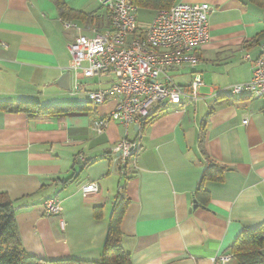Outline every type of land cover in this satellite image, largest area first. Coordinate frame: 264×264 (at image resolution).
Returning <instances> with one entry per match:
<instances>
[{"label":"crops","instance_id":"1","mask_svg":"<svg viewBox=\"0 0 264 264\" xmlns=\"http://www.w3.org/2000/svg\"><path fill=\"white\" fill-rule=\"evenodd\" d=\"M64 2L81 15L67 20L77 31L63 28L50 0H0V102L74 107L41 120L0 111V193L13 204L24 251L46 261H99L114 205L123 199L120 244L131 264H213L228 255L242 231L264 223V97L231 93L250 79L252 60L264 56V34L256 40L264 33V7L252 0H176L213 8L197 66L173 78L187 89L198 74L199 99L181 97L180 105L160 107L126 132L110 122L96 134L92 122L117 99L94 105L90 94L108 89L114 77L86 79L73 69L68 46L78 34L103 32L105 10L99 0ZM142 23L140 32L149 26ZM122 140L139 144L127 176L113 154ZM212 165L225 168L222 181L200 186ZM89 183L97 193L82 196ZM198 189L207 195L202 202ZM51 200L61 207L57 215L44 213ZM219 264L239 263L231 257Z\"/></svg>","mask_w":264,"mask_h":264},{"label":"built area","instance_id":"2","mask_svg":"<svg viewBox=\"0 0 264 264\" xmlns=\"http://www.w3.org/2000/svg\"><path fill=\"white\" fill-rule=\"evenodd\" d=\"M99 2L105 10L104 31L91 37L78 34L68 46L73 69H82L86 79L107 73L114 77L108 89L90 94L94 105L117 99L107 116L92 122V130L101 134L110 122H114L126 132L130 125L138 126L149 120L158 108L180 105L181 97L190 103L196 102L202 85L200 76L194 74L188 88L182 89L173 82L171 74L197 66L198 53L208 41V19L213 8L207 4H174L169 9L157 11L147 29L140 32L136 20L138 9L129 0ZM63 28L78 30L76 24L68 21H63ZM2 47L6 48L4 44ZM252 64L250 79L231 86L232 94L264 97V56L253 59ZM77 90L78 86L72 89ZM138 149V142L126 140L113 148L123 176H127V166L134 164ZM96 193L95 183L81 188L82 196ZM43 209L46 215L61 212L54 200L45 202ZM231 257L230 254L221 255L213 264Z\"/></svg>","mask_w":264,"mask_h":264},{"label":"trees","instance_id":"3","mask_svg":"<svg viewBox=\"0 0 264 264\" xmlns=\"http://www.w3.org/2000/svg\"><path fill=\"white\" fill-rule=\"evenodd\" d=\"M62 19L81 18L80 13L72 11L64 0H50ZM137 9H146L152 12L169 9L176 0H129ZM258 7H264V0H252ZM91 15L82 17L91 20ZM69 22V21H68ZM264 33L258 35L256 40ZM70 106H47L42 107L32 102H17L15 105L9 102H0V111L27 114L32 120L50 119L66 115L73 111ZM225 168L212 165L206 168L200 180V186L204 182H221ZM197 199L201 201L206 193L197 190ZM206 201H204L205 205ZM127 202L118 199L114 205L108 223V232L97 262L60 260L46 261L28 255L20 242L15 211L12 202L5 194L0 193V264H131L130 255L126 254L121 247L120 222ZM264 223L254 229H246L236 238L229 250L232 258L239 264H264Z\"/></svg>","mask_w":264,"mask_h":264},{"label":"rangeland","instance_id":"4","mask_svg":"<svg viewBox=\"0 0 264 264\" xmlns=\"http://www.w3.org/2000/svg\"><path fill=\"white\" fill-rule=\"evenodd\" d=\"M152 11H149V10H146V9H138V12H137V24H138V20L141 21L142 20V25H147L149 24V22L151 21L152 19ZM171 76L174 78L175 74H171Z\"/></svg>","mask_w":264,"mask_h":264},{"label":"water","instance_id":"5","mask_svg":"<svg viewBox=\"0 0 264 264\" xmlns=\"http://www.w3.org/2000/svg\"><path fill=\"white\" fill-rule=\"evenodd\" d=\"M68 79H69V75L66 74L64 77H63V82H65V90H69V86H68Z\"/></svg>","mask_w":264,"mask_h":264}]
</instances>
